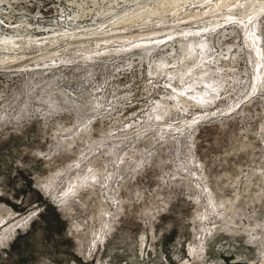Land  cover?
<instances>
[{
  "label": "rangeland",
  "instance_id": "rangeland-1",
  "mask_svg": "<svg viewBox=\"0 0 264 264\" xmlns=\"http://www.w3.org/2000/svg\"><path fill=\"white\" fill-rule=\"evenodd\" d=\"M170 2L0 0V264H264V0Z\"/></svg>",
  "mask_w": 264,
  "mask_h": 264
},
{
  "label": "bare ground",
  "instance_id": "bare-ground-1",
  "mask_svg": "<svg viewBox=\"0 0 264 264\" xmlns=\"http://www.w3.org/2000/svg\"><path fill=\"white\" fill-rule=\"evenodd\" d=\"M171 2V5H173V6H176V8H177V11H181L182 10V8H183V5L182 4H187V2L188 1H190V0H170ZM191 1H193V0H191ZM166 3V2H165ZM169 3V4H170ZM167 4H168V2H167ZM152 7V6H151ZM164 8V7H163ZM170 8V7H169ZM186 10V9H185ZM137 11V10H136ZM149 11V10H148ZM194 11V10H193ZM152 12V11H151ZM185 12V11H184ZM137 13V12H136ZM156 13V12H155ZM192 14V13H191ZM186 15V14H185ZM184 15V17H186ZM138 17V19L140 20L141 18H142V16L139 14V12H138V14H135V13H128L126 16H124V23L125 24H127V25H136L137 24V20H135V17ZM153 16V15H152ZM123 17V16H122ZM122 19V18H121ZM137 19V18H136ZM145 20V19H144ZM181 20V19H180ZM187 20H189L188 18H186V19H184L183 21H187ZM116 21H114V23H115ZM148 22V21H147ZM147 22H145L144 23V21H143V27H146V26H148L147 25ZM113 23V24H114ZM117 23H118V25H119V22H116V25H117ZM112 24V23H111ZM115 25V26H116ZM122 25H124V24H122ZM123 27V26H122ZM111 28H113V27H111ZM115 28V27H114ZM184 31H186V29H183ZM145 31V30H144ZM142 32V31H141ZM145 36V35H144ZM136 37V36H135ZM36 47V46H35ZM38 47V46H37ZM36 47V49H38ZM35 49V48H34ZM146 58V57H145ZM65 184H66V187L64 188V190L65 191H68V190H72V194L71 195H69V196H66V197H64L63 198V201H62V203H61V206H65L66 205V202L67 201H69L70 199H71V197L78 191V190H80V189H83L84 188V184H82V183H80V182H76V181H74L72 178H70V179H67L66 181H65ZM69 192V191H68ZM29 220H30V217H26V218H24V219H21V220H19L18 222H16L14 225H12V227L10 228V230L6 233V235H2L1 237H0V248L2 249V248H4V245L6 244V243H8L9 241H10V239H11V237L13 236V234L18 230V229H20V228H23L26 224H28L29 223ZM219 232L220 233H224V234H235V232L234 231H231V230H227V228L225 227L224 229H222V230H219ZM106 236L104 235V230L103 229H101L100 230V232L98 233V235L95 237V240L91 243V245H90V250L91 251H94L96 248H97V246H99V244L100 243H102V241L104 240V238H105ZM196 246L197 245H193V246H191L190 248H189V254H190V256H191V258L195 261V260H201V257H200V254L198 253V251H195L196 250ZM261 248L263 249L262 251H264V243L261 245ZM261 248L259 249V254H261L262 253V251H260L261 250ZM206 249V248H205Z\"/></svg>",
  "mask_w": 264,
  "mask_h": 264
}]
</instances>
